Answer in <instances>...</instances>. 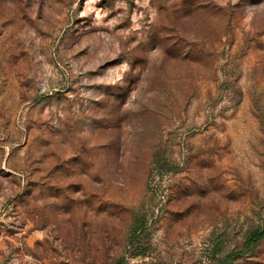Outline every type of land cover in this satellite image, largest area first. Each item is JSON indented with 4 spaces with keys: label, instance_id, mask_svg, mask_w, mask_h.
Returning a JSON list of instances; mask_svg holds the SVG:
<instances>
[{
    "label": "rangeland",
    "instance_id": "rangeland-1",
    "mask_svg": "<svg viewBox=\"0 0 264 264\" xmlns=\"http://www.w3.org/2000/svg\"><path fill=\"white\" fill-rule=\"evenodd\" d=\"M254 230L264 0H0V264H264Z\"/></svg>",
    "mask_w": 264,
    "mask_h": 264
},
{
    "label": "trees",
    "instance_id": "trees-1",
    "mask_svg": "<svg viewBox=\"0 0 264 264\" xmlns=\"http://www.w3.org/2000/svg\"><path fill=\"white\" fill-rule=\"evenodd\" d=\"M264 238V230H254L249 233L246 239V246L251 245L252 243H257L259 240ZM245 251H240L235 254H243Z\"/></svg>",
    "mask_w": 264,
    "mask_h": 264
}]
</instances>
